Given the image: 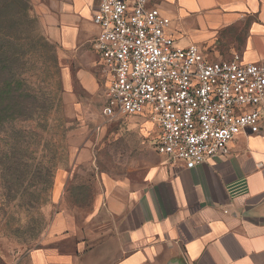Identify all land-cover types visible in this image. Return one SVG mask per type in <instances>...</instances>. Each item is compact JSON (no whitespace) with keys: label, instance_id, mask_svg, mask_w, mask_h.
<instances>
[{"label":"crops","instance_id":"obj_1","mask_svg":"<svg viewBox=\"0 0 264 264\" xmlns=\"http://www.w3.org/2000/svg\"><path fill=\"white\" fill-rule=\"evenodd\" d=\"M29 1L47 39L72 62L84 87L95 91L103 81L93 47L101 0ZM150 4L171 20L169 33L180 45H197L211 61L239 55L245 63H264V0ZM122 120L135 133L128 145L131 179L107 180L82 225H65L61 215L28 263L264 264V132L241 134L228 154L189 169L156 152L157 124L144 116L112 122Z\"/></svg>","mask_w":264,"mask_h":264},{"label":"rangeland","instance_id":"obj_2","mask_svg":"<svg viewBox=\"0 0 264 264\" xmlns=\"http://www.w3.org/2000/svg\"><path fill=\"white\" fill-rule=\"evenodd\" d=\"M27 4L0 0V32L11 41L2 44L17 52L22 88L36 98L25 119L0 131V264H29L61 215L82 225L105 182L133 174L132 123L108 121L103 81L84 87L40 21L25 20Z\"/></svg>","mask_w":264,"mask_h":264},{"label":"built area","instance_id":"obj_3","mask_svg":"<svg viewBox=\"0 0 264 264\" xmlns=\"http://www.w3.org/2000/svg\"><path fill=\"white\" fill-rule=\"evenodd\" d=\"M94 22L104 116L157 124L160 156L192 169L228 154L239 135L264 132V63L211 61L197 45H180L150 0H101Z\"/></svg>","mask_w":264,"mask_h":264},{"label":"trees","instance_id":"obj_4","mask_svg":"<svg viewBox=\"0 0 264 264\" xmlns=\"http://www.w3.org/2000/svg\"><path fill=\"white\" fill-rule=\"evenodd\" d=\"M26 1L28 12L25 20L33 22L30 1ZM8 39L0 32V131L13 122L25 119L31 113L28 103L36 100L33 94L22 88V81L18 74L21 61L17 59V52L2 44V42L11 43Z\"/></svg>","mask_w":264,"mask_h":264},{"label":"water","instance_id":"obj_5","mask_svg":"<svg viewBox=\"0 0 264 264\" xmlns=\"http://www.w3.org/2000/svg\"><path fill=\"white\" fill-rule=\"evenodd\" d=\"M169 264H184V263H181V262H179V261H172V262H170Z\"/></svg>","mask_w":264,"mask_h":264}]
</instances>
